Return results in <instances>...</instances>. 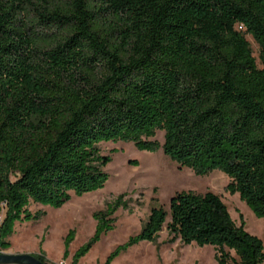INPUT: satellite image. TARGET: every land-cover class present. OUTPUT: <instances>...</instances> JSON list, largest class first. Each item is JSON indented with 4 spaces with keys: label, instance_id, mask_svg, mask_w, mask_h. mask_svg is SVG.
Wrapping results in <instances>:
<instances>
[{
    "label": "trees",
    "instance_id": "obj_1",
    "mask_svg": "<svg viewBox=\"0 0 264 264\" xmlns=\"http://www.w3.org/2000/svg\"><path fill=\"white\" fill-rule=\"evenodd\" d=\"M108 142L162 149L200 177L219 170L263 219L264 0H0V251L17 223L42 217L31 203L60 209L104 188ZM123 198L94 215L72 264L114 230ZM165 225L170 242L215 248L218 264H264L263 242L212 192L154 207L105 264Z\"/></svg>",
    "mask_w": 264,
    "mask_h": 264
},
{
    "label": "rangeland",
    "instance_id": "obj_2",
    "mask_svg": "<svg viewBox=\"0 0 264 264\" xmlns=\"http://www.w3.org/2000/svg\"><path fill=\"white\" fill-rule=\"evenodd\" d=\"M238 30L245 33L241 27ZM246 38L259 62V46L250 35ZM157 139L163 143V133L159 132ZM99 149L103 156L111 158L103 169L108 175L104 188L83 196L71 193L70 201L60 209L31 203L32 214L39 212L42 217L38 221L17 223L15 233L9 239L11 248L0 252L43 254L49 264H72L76 252L95 234L97 221L94 215L107 211L110 204L124 196L123 204L113 216L116 220L114 230L103 235L78 263L105 264L117 247L143 230L154 207L161 206L169 212L170 200L180 192L218 195L235 223L240 226L244 221L246 231L258 237L264 246V218H257L238 194L227 192L229 179L223 172L216 170L209 176L200 177L191 169L178 166L162 149L142 151L130 142L102 143ZM3 218L4 214L0 216V224ZM71 231L75 234L67 249L65 240ZM170 240L165 225L157 242H141L123 252L112 264H218L215 248ZM230 253L235 257L233 252Z\"/></svg>",
    "mask_w": 264,
    "mask_h": 264
},
{
    "label": "water",
    "instance_id": "obj_3",
    "mask_svg": "<svg viewBox=\"0 0 264 264\" xmlns=\"http://www.w3.org/2000/svg\"><path fill=\"white\" fill-rule=\"evenodd\" d=\"M0 264H49L31 254L10 255L0 252Z\"/></svg>",
    "mask_w": 264,
    "mask_h": 264
}]
</instances>
